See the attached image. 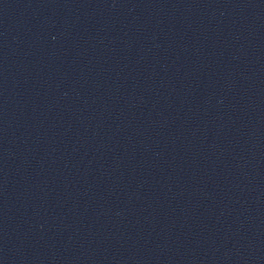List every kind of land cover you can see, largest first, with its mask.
Listing matches in <instances>:
<instances>
[{"label":"water","instance_id":"water-1","mask_svg":"<svg viewBox=\"0 0 264 264\" xmlns=\"http://www.w3.org/2000/svg\"><path fill=\"white\" fill-rule=\"evenodd\" d=\"M0 264H264V0H0Z\"/></svg>","mask_w":264,"mask_h":264}]
</instances>
